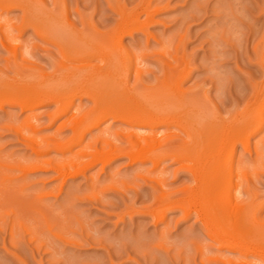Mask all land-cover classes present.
Masks as SVG:
<instances>
[{"label":"rangeland","instance_id":"rangeland-1","mask_svg":"<svg viewBox=\"0 0 264 264\" xmlns=\"http://www.w3.org/2000/svg\"><path fill=\"white\" fill-rule=\"evenodd\" d=\"M31 1L44 9L45 15H56L64 26L71 24L83 36L89 35L96 39L101 38L102 33L112 31L119 19L118 6L123 5L125 9L132 10L141 4V0ZM150 1L149 9L153 12L149 25L147 23L150 34L135 30L122 38L123 45L136 63L134 66L137 62L140 63L138 66L141 65L139 80L134 79L136 74L133 73V67L132 73L128 75V85H134L143 98L151 96L149 94L153 92L150 93V88L154 90L157 80L166 72L164 67L170 68L166 67L169 64L177 69L178 74L189 70L182 87L200 85V92L194 90L200 86L192 90L197 92L194 94L196 102H199L200 96L207 97L205 100L208 104L201 98L204 108L210 106L225 118L236 107L242 108V105L254 99L255 83L264 80L261 62L264 55V0ZM22 13L21 8L12 6L2 11L1 16H7L12 22L20 24ZM140 13V19H145L146 15ZM53 25L65 41H81L62 25ZM16 26L13 27L14 31L11 26L8 31L11 41H20L14 53L0 32L2 86L6 84L7 88L21 91L44 87L49 82L50 87L55 86L61 92L74 86L73 83L59 82L62 55L58 46L40 37L31 26H27L21 34ZM175 56L179 57L178 60ZM184 56L188 61L184 58L186 64ZM97 58L91 61L95 67H100L103 60ZM124 64L120 60L119 70ZM185 65L190 69L186 67L184 70ZM19 85L22 86L20 89ZM136 85H140L138 87L141 89ZM108 94H103V99L112 101V94ZM91 99L88 96H75L70 106L62 112L58 111L53 101L23 108L17 102H5L0 106V158L4 161L10 158L9 161L14 162L42 160L40 168L29 171L26 174L28 177H22L20 171L13 169L19 172L17 177L16 173L15 176L11 174L15 180L19 177V191L27 194L20 198V203L10 198L18 192V188L12 185L10 187L16 190H10V197L0 196V264H221L217 260L218 254L236 256L237 251L218 247L209 238L194 211L185 216L180 205H173L166 209L162 218L154 217L151 210L157 207L160 197L187 199L188 189L194 185L190 172L170 157L163 158L154 166L148 159L131 160L122 152L111 156L104 161L106 163L95 160L91 165H86L82 172L63 176L60 168L73 166L77 156L79 163H86L89 158L85 155L87 146L103 152L112 146L130 143V139L121 133H118L119 139L114 134L116 141L110 142L108 140L112 139L103 137L108 124L115 131L120 123L118 120L110 123L109 118L92 126L81 140L73 143L71 138L75 117L93 106ZM201 103L197 104L201 107ZM212 108L208 110V115H212ZM206 109H203L205 113ZM35 114L38 120V123H34L37 124V137L45 139L44 142L41 138L42 146L39 147L40 143L38 148L22 139V133L29 130L30 118ZM155 127L157 132L168 130L165 124ZM142 128L149 129L148 126ZM263 136L264 119L262 128L250 135L251 153L243 150L240 143L236 145V155L243 150L250 165L242 154L244 163L253 168V173L257 172L250 179L249 191L250 196L258 198H254L256 202L262 201L258 212L260 220H264V145H260L261 149L257 150L256 144ZM38 194L46 197L45 201L43 196L46 205L43 206L44 201L39 206L29 202ZM244 195L249 197L246 192L241 194L245 198ZM22 201L30 208L26 204L28 208L24 207ZM241 259L235 258L232 264H240Z\"/></svg>","mask_w":264,"mask_h":264},{"label":"bare ground","instance_id":"bare-ground-1","mask_svg":"<svg viewBox=\"0 0 264 264\" xmlns=\"http://www.w3.org/2000/svg\"><path fill=\"white\" fill-rule=\"evenodd\" d=\"M140 3L138 2L139 8L132 10L125 9L123 5L118 6L119 19H117L112 31L110 33L106 31L107 33L101 34V38L97 36L98 39H96L89 35L83 36L71 27V24L70 26H66L68 24L64 26L61 23L62 20L56 15H45L44 9L39 8L36 2L31 0H0V28L2 29H0V32L4 36L6 43L10 44V49H12L10 51L12 53L15 52L18 42L11 41L9 38L8 31L10 30V26L13 30V27L17 25L16 30L19 33L27 26H31L33 31L40 37L54 42L61 52L62 60L59 68L61 69V74H59L60 76L58 75L61 77V81L59 79L58 81L60 83L65 81L70 84L73 83L72 85L75 84L65 92L58 91L59 89L55 88L54 85V87H50L49 82L46 85L47 87L39 85L40 87L33 89L29 87V90L18 91L16 88H7L6 84L2 86L0 81V106L5 102H17L23 108L35 106L43 101H53L58 106V111L62 112L70 106L75 96H88V98H92L93 106L83 112L82 115L75 117V124L72 127L73 136L71 138L73 143L81 140L87 130L105 118H109L110 123L115 120H118L120 123L115 130L117 133L112 130L111 124H108L103 131V137L112 139H106L110 142L116 141L114 138L117 137L119 139L118 133H121L130 139V143L126 146H112L110 150L103 152L92 150L87 146L85 155L89 158L87 157L86 163H79L78 156L77 158L75 157L77 160L75 159L76 162L73 163V166L66 165L60 168L63 176H72L78 172H82L83 168L86 165L94 163L93 161L101 160L104 162L109 160L111 156L114 157V154H122V152L126 153L125 155H128L131 160L148 159L154 166L158 165L163 158L170 157V159L178 161L181 167L190 172L194 185L188 189L189 196L187 199L185 197H178L179 199L160 197L157 207L151 210L154 217L160 219L164 216L168 207L180 205L185 216L193 211L195 212L196 218L203 223L207 235L218 247L237 251L236 256L232 255L233 257L218 254L217 260L221 264H232L237 257L242 258L240 264H264V220H260L258 217L262 201L256 202L258 200V198H255L257 193L255 195L252 194L255 196L252 197L249 191L251 187L250 179L257 172L253 173V168L249 167V159L243 154V150L250 152L252 149L250 135L263 126L264 80L261 79V82L255 83L253 87L254 99L252 101L247 100L248 102L242 105V108L238 107V109L236 107L237 109L235 108L229 116L226 114L228 116L226 118L223 117L224 115H219L210 106H208V109H206L207 105L204 108L205 104L203 102L207 103V99L205 100L207 97L203 98L200 96L204 101L198 97L197 99H200L197 101L202 102L201 105L203 106L200 107L197 104L199 102H196L194 94H197V90L200 92V85H198L200 86L199 89H194V87H198L194 85V87H189L191 89H184L182 87V81L189 74L188 69H190L186 65L183 69L186 70L187 67V73L185 71L179 74L177 73V69H174L169 64L166 67L170 68L164 67V70H166L164 76L158 80L155 79L157 80V85H155L154 90L150 88V93L152 91L153 94L146 93V96L151 95L149 96L150 98H143L134 85H128V75L133 67V73L136 74L134 79L136 78L135 81L139 80L141 65L138 66L140 63L138 64L137 62V65L134 66L136 63H134L131 54L122 43L123 36L132 34L135 30H143L144 33L150 34L149 28L147 29V23L153 17V12L149 9L151 1L141 0ZM12 6L21 8L23 12L20 24L12 22V19L10 20L7 16H1L2 11L9 10ZM140 12L146 15L145 19H140ZM7 18L9 19V23H15V26H12L11 23L9 24ZM1 19H4L7 23ZM53 24L62 25L66 31L76 35L81 41L77 43L65 41L56 31ZM18 43L20 44V41ZM97 57L103 60V65L100 67H95V64L93 65L91 61ZM184 58L185 56L183 57V61L186 59ZM120 60L124 61L125 64L119 70ZM137 60L139 61L140 59ZM186 61H184V64H186ZM261 62L264 69V55L261 57ZM8 65L11 64L8 62ZM31 77L30 79L33 78ZM193 89L197 92H192ZM107 92L112 94L115 99L113 100L111 95L112 101L104 100L102 95L107 94ZM198 95L200 94L198 93ZM202 95L204 96V94ZM211 108L212 115L211 113L208 115V110ZM203 109H206L207 112L205 113ZM213 111L217 113L214 114ZM219 112L221 113L222 111L220 110ZM35 115L31 116L29 130L27 129L25 133H22V139L28 145L38 148L37 146L41 143V140L43 139L44 141L45 139L37 137L38 132L35 131L37 124L35 125L34 123H38V120L36 118L37 115ZM157 124H165L168 130L162 129L157 132L158 130L155 129ZM142 126H148L149 129H144ZM161 131L163 132L160 133ZM114 134H116L115 137ZM131 140L134 141L135 145H133L134 143L132 144ZM238 143L241 144L243 150L236 155V145ZM260 145H264V136L256 144L257 150L261 149L259 148ZM41 146L42 143L39 147ZM60 146H64V144ZM242 154L248 160L249 165L244 163ZM5 157L8 158V156ZM9 159L4 161L0 158V196L10 197V190L18 188V192L16 191L15 194H22V196L12 194L14 196L10 198L16 199V202L19 200L18 202L20 203V198H23L27 194L19 191L21 189L19 187L20 183H18L19 177L15 180L16 178L13 179L12 176H15L16 173L17 177L18 171H20L22 177L27 176L26 174L29 171L31 172L36 168H40L39 164L42 160L32 159L29 161L30 159L20 158V160L26 161L18 160L14 162L12 160L9 161ZM170 159L169 161H171ZM10 162L15 164L12 165ZM14 168L18 171L15 170L14 172ZM250 170L252 173H250ZM158 182L162 184L160 179H158ZM11 185L15 188H11ZM47 192L50 194V191ZM47 192H45V196H47ZM243 192H246L249 197L247 195H244L245 198L242 197L241 194ZM42 194H38L37 197L35 196L36 198L34 197L29 202L35 203L36 206L41 205L44 199L46 201V197L43 195L45 197L43 199ZM45 201L43 202V206L46 205ZM21 203L23 204L24 201ZM25 204H23L24 207L28 206V204L26 206Z\"/></svg>","mask_w":264,"mask_h":264}]
</instances>
